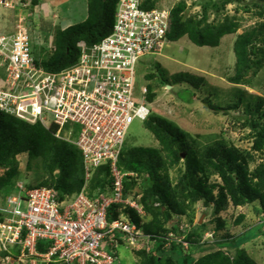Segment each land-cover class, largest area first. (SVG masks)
I'll list each match as a JSON object with an SVG mask.
<instances>
[{"label":"built area","instance_id":"built-area-1","mask_svg":"<svg viewBox=\"0 0 264 264\" xmlns=\"http://www.w3.org/2000/svg\"><path fill=\"white\" fill-rule=\"evenodd\" d=\"M37 1L0 0V7H36ZM17 29L0 34V111L53 128L56 138L74 144L81 152L84 185L60 195L53 187L15 181L8 194L0 195V263L120 264V244L146 252L157 244H176L186 251L187 222L169 223L165 233L152 234L130 219L128 209L145 215L138 195H124V179H137V173L117 165L129 125L148 114L147 88L142 97L134 96L136 65L168 41L170 9L118 0L109 34L92 44L79 41L78 58L59 71L37 64L30 33ZM103 165L110 184L89 195L88 183ZM204 236L212 238L209 232Z\"/></svg>","mask_w":264,"mask_h":264},{"label":"trees","instance_id":"trees-1","mask_svg":"<svg viewBox=\"0 0 264 264\" xmlns=\"http://www.w3.org/2000/svg\"><path fill=\"white\" fill-rule=\"evenodd\" d=\"M236 1L199 0L200 10L195 14L186 13L189 7L185 0L177 1L170 8L167 40L176 41L186 36L197 46H218L224 35L236 33L240 23L235 16L226 15L219 21H209L208 12H219ZM32 2L36 3V0ZM117 2L86 0V18L65 28H57L53 34L52 48L46 57H35V62L48 71H59L73 64L79 55V41L92 44L109 34ZM263 2L253 1L261 20L237 34L234 39L235 65L233 75L228 78L230 82L241 83L248 72L252 70L256 75L264 66ZM154 5L155 0H143L144 8H152ZM146 77L151 79L154 75ZM167 82L187 83L193 88H199L204 82V76L181 71L171 74ZM151 92L152 86L148 85V101L152 99ZM240 100L242 97L225 107L214 104L208 97L203 98L202 102L205 108L214 113H226L229 108L237 107ZM263 106V98L254 104H246L247 115L243 121V126L251 132V149L261 154L264 152ZM144 126L158 141V146L122 148L117 160L121 171L137 173V179H124V195L130 192L138 195L137 201L145 211L143 217L129 209L126 213L145 232L152 234L165 233L169 220L185 216L190 226L187 239L191 244L187 251L176 244L169 248L157 244L151 252L134 250L139 259L138 264H260L243 246L244 240L237 241L238 235L230 236L225 232L221 239L212 244H207V240L201 243L203 233L209 229L208 223L193 221L195 206L201 203L205 213L210 210L213 218L209 223H215L213 231L216 234L218 229L226 226L224 218H219L218 214L229 207L254 202L259 205L254 207V211L260 212V220L264 221V158L250 169L249 164L255 160L250 150L228 144L223 139L200 146L189 132L157 113L151 112L144 120ZM21 153H26L29 159H41L43 177L35 185L53 187L60 195L78 192L83 187L81 152L74 144L56 138L53 128L46 129L40 123L30 124L0 111V167L5 169L0 174V195L8 194L19 179L17 174L20 163L17 155ZM173 168L177 172L175 180L170 176V169ZM110 181L108 166L99 167L88 183L89 195L97 188L109 185ZM25 182L28 186L33 184ZM112 214L111 217L116 215ZM243 219L244 214H239L235 224ZM41 244L43 241L38 244L39 250H42Z\"/></svg>","mask_w":264,"mask_h":264},{"label":"rangeland","instance_id":"rangeland-1","mask_svg":"<svg viewBox=\"0 0 264 264\" xmlns=\"http://www.w3.org/2000/svg\"><path fill=\"white\" fill-rule=\"evenodd\" d=\"M67 1L39 0L36 7H23L15 10L0 7V34H9L18 30L17 26L21 27L32 37L34 56L37 59L44 58L50 50L54 31L63 25L61 24L65 14L63 9L66 10L68 6L64 2ZM177 1L179 0H155V6L170 9ZM185 1L189 7L187 14L199 12V0ZM253 1L255 0H237L226 5L219 12L214 10L208 12L209 21H219L226 15L235 16L240 23L236 33L224 35L218 46H197L186 36L176 41H166L159 53L146 54L139 59L134 76V96L136 98L142 97L143 88H147L148 85L152 86V99L150 101L146 99L150 112L164 116L179 125L189 132L200 146L213 140L223 139L228 144L250 150L255 156V160L249 164L250 169H253L264 158V152L261 154L251 149V132L248 127L243 126L245 106L248 103L258 102L260 98L264 99V66L256 75L252 70L248 72L241 83L230 82L228 78L234 72L233 42L236 35L261 20ZM40 2L43 3L42 6L39 5ZM78 2V6L85 14L86 0H78ZM77 19L79 18H76V21ZM181 71L204 76L203 84L199 88H193L187 83L170 84L167 82L171 74ZM149 74H153L154 77L148 79L146 76ZM205 97L221 107L236 102L238 97H242V100L239 101L237 107L229 108L226 113H214L203 105L202 99ZM262 109L264 110V106ZM139 145L157 147L158 141L144 126V121L135 118L127 129L123 148L128 149ZM17 158L20 163L17 174L19 179L33 184L42 180L43 171L39 157L29 159L26 153H21L17 155ZM4 170L0 167V174ZM176 174L174 168L170 169V176L173 180ZM3 195L1 193L2 197ZM258 206V203L254 202L244 206L229 207L222 211L218 216L224 218L226 226L218 229L215 234L213 233L215 223H209L213 218L210 210L208 209L205 213V207L198 203L195 206L193 222H200V220L207 222L209 227L207 232L213 233L215 240L221 239L226 234L225 232L230 236L238 235L237 241L243 239V246L248 253L260 264H264V221L260 220L262 219L261 213L254 211V207ZM239 214H244V219L239 224H235V219ZM205 238L209 237L204 236L203 233L202 241L208 240ZM207 244H212V242ZM116 251L120 264H138L139 259L130 248L120 244ZM11 252L18 254L16 248H12Z\"/></svg>","mask_w":264,"mask_h":264},{"label":"crops","instance_id":"crops-1","mask_svg":"<svg viewBox=\"0 0 264 264\" xmlns=\"http://www.w3.org/2000/svg\"><path fill=\"white\" fill-rule=\"evenodd\" d=\"M64 3H67L68 6L66 10L63 9L65 14L63 16L64 21L61 22V24L63 23L61 28H65L71 24L83 21L86 18L87 4H86V11H85L86 13L84 14L82 11V8L78 6V3H79L78 0H68L67 2H64ZM39 5L42 6L43 3L40 2ZM76 18H79L77 19L78 21H76Z\"/></svg>","mask_w":264,"mask_h":264},{"label":"clouds","instance_id":"clouds-1","mask_svg":"<svg viewBox=\"0 0 264 264\" xmlns=\"http://www.w3.org/2000/svg\"><path fill=\"white\" fill-rule=\"evenodd\" d=\"M52 43V42H51ZM53 46V45H52ZM147 108H148V106H147ZM151 112L149 111V108H148V114H147V116H146V118L144 119V120H146L147 119V117L149 116V114H150ZM143 120V121H144ZM177 221H179V222H181V221H185L186 222V220H185V218H184V216H182V217H180V216H176V217H174L173 219H171V220H169L167 223H166V231L168 230V226H169V223H173V222H175V223H179V222H177ZM165 231V232H166ZM207 231H205L204 232V234L206 233ZM213 233H214V231H213ZM213 233H212V235H213ZM205 239H208L207 240V242H214L215 241V239H213V236H212V238H205ZM189 240V239H188ZM190 241V240H189ZM190 244H191V242H190ZM190 246V245H189ZM189 248V247H188ZM188 248H187V250H188ZM186 250V251H187ZM134 252V251H133Z\"/></svg>","mask_w":264,"mask_h":264},{"label":"water","instance_id":"water-1","mask_svg":"<svg viewBox=\"0 0 264 264\" xmlns=\"http://www.w3.org/2000/svg\"><path fill=\"white\" fill-rule=\"evenodd\" d=\"M187 12H188V9H186V13H187ZM182 156H184V154H183V153H182ZM200 222H201V220H200ZM200 222H199V223H200Z\"/></svg>","mask_w":264,"mask_h":264}]
</instances>
